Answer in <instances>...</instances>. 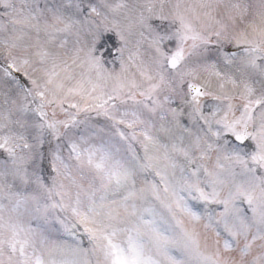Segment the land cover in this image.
Here are the masks:
<instances>
[{
  "label": "snow or ice",
  "instance_id": "snow-or-ice-1",
  "mask_svg": "<svg viewBox=\"0 0 264 264\" xmlns=\"http://www.w3.org/2000/svg\"><path fill=\"white\" fill-rule=\"evenodd\" d=\"M0 264H264V0H0Z\"/></svg>",
  "mask_w": 264,
  "mask_h": 264
}]
</instances>
